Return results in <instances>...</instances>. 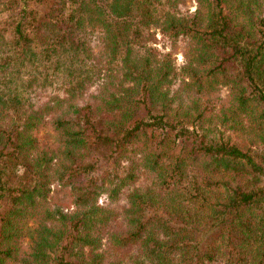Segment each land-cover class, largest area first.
Here are the masks:
<instances>
[{
    "label": "trees",
    "instance_id": "1",
    "mask_svg": "<svg viewBox=\"0 0 264 264\" xmlns=\"http://www.w3.org/2000/svg\"><path fill=\"white\" fill-rule=\"evenodd\" d=\"M188 1L0 0V264H264V0Z\"/></svg>",
    "mask_w": 264,
    "mask_h": 264
},
{
    "label": "rangeland",
    "instance_id": "2",
    "mask_svg": "<svg viewBox=\"0 0 264 264\" xmlns=\"http://www.w3.org/2000/svg\"><path fill=\"white\" fill-rule=\"evenodd\" d=\"M197 6V2L195 0H190L188 1V7L191 10H195ZM156 38L160 39L162 38V35L160 33L156 34ZM154 45L161 47L162 46V42L156 40L155 42H151ZM184 46L181 45H175L173 48L167 49V51H170L172 54V58L174 60V63H176V65L182 66L186 60V53H185V49L183 48ZM188 49V47H187ZM210 98L212 99V101H214L217 105V109L216 112H219L218 109L222 106V104H227L228 105V101H230V94H228V90L226 89H221V90H215L213 92H211L209 94ZM39 137L41 139V142L43 144H50L51 146H54L57 142V133L54 132L53 130H42L39 134ZM65 193L63 191H57L55 193V197L54 199L57 200L58 203H62V205H67L69 206L71 203V198L67 195H64ZM34 225L33 220H31L30 223H28L26 225V242L29 241V232H30V228H32V226Z\"/></svg>",
    "mask_w": 264,
    "mask_h": 264
}]
</instances>
